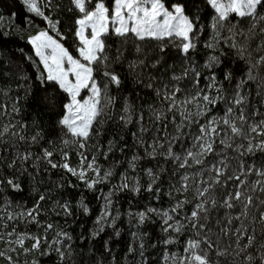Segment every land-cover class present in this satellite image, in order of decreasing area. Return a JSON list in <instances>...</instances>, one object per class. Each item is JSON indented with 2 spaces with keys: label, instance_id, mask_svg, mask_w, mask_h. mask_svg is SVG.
Here are the masks:
<instances>
[{
  "label": "snow or ice",
  "instance_id": "6c2138e0",
  "mask_svg": "<svg viewBox=\"0 0 264 264\" xmlns=\"http://www.w3.org/2000/svg\"><path fill=\"white\" fill-rule=\"evenodd\" d=\"M22 2L30 14L42 18L48 29L59 37L54 38L48 30H42L31 36L28 43L42 66L37 81L46 93L47 86H52V91L42 99L53 109L62 106L59 125L74 138L62 143L65 147L70 144L77 147L80 163L78 168H73L67 162V151H61L64 162L56 163L52 159L54 153L47 148L35 159L44 160L52 169L62 168L87 189L95 190L114 174L111 168L102 169L95 155L89 159L86 154L93 133L97 137L102 134L100 128L107 117L108 120L118 118V127L138 125L132 137L134 146L143 148L144 152L140 154L137 150L126 160L132 172L137 171L139 162L144 159H163L172 165L171 170L159 164L156 169H143L149 177L145 186L127 171L121 173L120 183L100 197L104 204L92 237H98L106 227L113 228L119 235L116 228L119 213L114 215L111 211L116 193L147 192L158 200L167 173L170 188L164 194L175 203L167 210L148 207L129 215L136 219L137 225L158 216L162 221L161 230L165 234H176L166 235L165 245L175 244L181 235L186 236L180 254L166 252L165 260L169 264H264V0H205L213 15L208 25L210 36L204 43L209 54L202 65L197 64L190 53L197 49V39L203 29L198 24L199 18L190 14L185 0H167V3L166 0H112L111 8L105 0H70L69 11L78 13L74 30L76 56L61 43L66 37L58 29L60 21L46 15L40 6L41 0ZM45 7L51 9L59 5L53 6L51 0H47ZM2 22L3 17H0V24ZM4 35L7 36V32ZM113 37L120 42L114 53L109 43ZM133 38L159 42V54L150 64L144 59L128 63L136 82L153 90L163 105L150 107L149 125L143 123L142 112L136 119L134 107L127 100L117 115L110 112L117 104L111 89L114 86L119 90L122 85L114 65L125 60L124 45ZM169 45L185 62L179 74L174 65L167 64ZM135 52H142L141 45H135ZM233 57L245 65L239 76L232 66ZM26 58L31 60V57ZM98 75L104 79L98 80ZM181 81H188L190 87H181ZM85 92L87 95H83ZM221 105L222 114L217 112ZM2 107L4 111L0 115H8L7 106ZM11 112L18 114L20 109L13 104ZM26 127L20 121L0 126V145L6 146L4 150L9 145L16 148L17 140L39 143L42 133L37 131L26 137L23 134ZM123 139L121 136L120 140ZM128 147L113 138L107 142L106 150L97 147L96 151H102L108 159L116 150L124 152ZM32 159L31 152L17 151L7 167L15 169L19 163L20 170L26 172L23 165ZM0 160H4L3 155ZM3 184L4 181H0V185ZM6 184L14 191L21 190V185L12 178H8ZM69 187L74 185L70 183ZM189 192L193 194L191 199L186 195ZM174 193L183 198L176 199ZM45 199L42 194L33 208L15 215L7 212V220L23 219L40 225L37 216ZM186 205H191V210L181 215ZM58 207L65 216L73 215L68 202ZM78 207L85 215L89 214L83 197ZM4 227L7 228V224ZM52 228V224H47L45 232ZM57 236L72 238L67 232H59ZM28 239L33 241L30 248L25 247ZM0 242L9 246L0 251V258L7 264H17L10 253L39 251L42 239L18 233L13 228L10 232H0ZM55 243L60 245L55 249L60 260L70 259L71 247L61 245L60 240ZM140 249L143 258V243ZM128 251L131 253L133 248L129 247Z\"/></svg>",
  "mask_w": 264,
  "mask_h": 264
},
{
  "label": "trees",
  "instance_id": "16d2710c",
  "mask_svg": "<svg viewBox=\"0 0 264 264\" xmlns=\"http://www.w3.org/2000/svg\"><path fill=\"white\" fill-rule=\"evenodd\" d=\"M190 14L198 17V24L202 26L197 39V49L190 53L194 61L202 65L209 54V50L204 48V43L209 39L210 29L208 25L213 15V10L207 6L205 0H185ZM47 0H41L40 6L46 15H50L54 20H59V31L66 37L61 43L74 55L76 52V41L74 37L75 18L78 13L69 11L71 7L70 0H51L53 6L59 5L58 8L51 9L45 7ZM107 6L111 8L112 0H105ZM167 3V0H166ZM195 5V6H193ZM0 17L3 22L0 24V112L7 106L8 115H0V126L17 121L23 122L27 127L23 130L26 137L35 135L37 131L42 133V139L39 143L32 144L29 141H16V148L0 145V155L4 160H0V181H4L0 185V232L6 233L16 229L18 233H29L30 235L40 237L42 239L39 251L29 252L25 254L23 251L10 253L17 264H169L165 260V254L182 252L183 241L186 236L181 235L178 242L171 245L163 243L166 235H176L175 233L165 234L162 229V221L158 216H153L143 225H137L136 219L129 215L146 210L148 207L157 209H169L175 200L165 195L169 191L170 182L167 173L164 174L163 184L161 185L163 192L158 200L152 198L151 193L141 192L133 194L130 191L118 192L113 196L114 206L111 208L113 214L119 213V219L116 221V228L119 230L117 236L113 228L106 227L105 231L93 238L91 233L97 229L95 223L96 218L100 215L104 204L102 197L110 188L118 185L121 180V173H125L135 179H138L142 186H145L149 180L144 174L143 169L148 167L157 168V164L163 165L171 170L172 165L163 159L158 161H150L144 159L139 162L137 171L132 172L128 168L126 160L139 151L143 154L144 149L138 148L132 137V132L138 131L136 123L128 125L126 128L117 126L118 118L108 120L105 117V123L100 128L102 134L97 137L95 133L88 142L86 154L89 159L95 155L98 164L102 169L113 170V176L106 183L99 184L95 190H89L82 184L77 177L66 173L62 168L52 169L44 160H36L35 157L43 155V149L47 148L54 153L52 159L56 163H63L61 159V151L68 152V163L73 168H78L80 157L77 154L78 149L74 144L65 147L62 140H73L66 130L59 125V120L63 115L62 106L53 109L49 104L43 101V97L52 91V86H47V93L41 87L36 77L42 71V66L38 63L31 45L28 40L31 36L39 31L48 30L49 34L59 39L55 32L48 29L47 24L42 18L30 14L22 0H0ZM7 32V36L4 33ZM226 34V33H225ZM112 44V52L120 47V42L113 37L109 41ZM158 43L154 40L135 41L134 38L126 45L125 60L120 64L114 65L115 71L122 78V85L119 90L114 86L111 94L117 97V104L110 110L112 115H117L124 105L125 101L132 103L136 119L142 112L144 116L143 123L149 125L151 118L150 107L160 108L163 105L156 97L155 92L151 89L143 87L136 82V77L129 72L128 63L137 59H144L146 62L153 60L158 53ZM142 47L141 53L135 52V45ZM23 49L21 52L20 50ZM26 57H31V60ZM233 59V67L239 76L240 70L245 67L242 62ZM35 61V63H34ZM167 64L174 65L177 74L185 67V62L178 51L169 45L167 51ZM154 71V70H152ZM171 73H169V76ZM98 80L104 78L97 76ZM181 87L188 85V81H181ZM190 87V85H188ZM30 94H27L29 93ZM19 98V99H18ZM254 102H255V98ZM13 104L19 107L18 114L12 113ZM223 105L217 110L222 112ZM171 114H169L170 116ZM123 136V141L120 137ZM115 138L121 145L126 143L129 147L121 152L116 150L108 159H105L102 151L107 149V142ZM150 140V137H149ZM102 148L101 152H97L96 148ZM31 152L33 159L27 161L23 167L27 168L26 172H22L21 165L18 163L15 169H9L7 162H10L16 152ZM116 161H120L116 164ZM8 178L14 179L21 185L20 191H14L7 186ZM74 187H69V184ZM45 195L46 199L41 202L37 219L40 225L35 223H27L23 219L7 220L6 213L12 212L14 215L22 211L31 209L36 204L40 195ZM189 199L192 198V192L186 194ZM176 199H180L178 194L174 193ZM83 197L84 202L89 208V214L85 215L83 210L78 207L79 201ZM68 202L72 208L73 215L65 216L58 204ZM191 205L185 206V211L181 215L190 212ZM57 213H60L57 215ZM7 224V228L4 225ZM52 224L53 228L45 232V226ZM59 232H67L72 237L71 240L62 239L57 236ZM133 233L136 235L134 236ZM262 238L258 236V239ZM7 239V237H5ZM12 239H15L13 236ZM56 240L61 241V245L70 246L72 255L70 259L61 261L56 252ZM107 242V246H106ZM32 240H25V247L30 248ZM144 244V256L140 255V245ZM227 243V241H225ZM51 245V247H49ZM9 246L0 242V251L7 250ZM15 247V245H12ZM129 247L133 248L130 253ZM47 253V254H42ZM0 264H7V261L0 258Z\"/></svg>",
  "mask_w": 264,
  "mask_h": 264
},
{
  "label": "rangeland",
  "instance_id": "374dc122",
  "mask_svg": "<svg viewBox=\"0 0 264 264\" xmlns=\"http://www.w3.org/2000/svg\"><path fill=\"white\" fill-rule=\"evenodd\" d=\"M83 95H87V93L85 92V93H83ZM218 113H220V114H222V112H218ZM252 179H254V177H252ZM179 197H180V199H182L183 197L182 196H180L179 195ZM222 214V213H221Z\"/></svg>",
  "mask_w": 264,
  "mask_h": 264
}]
</instances>
